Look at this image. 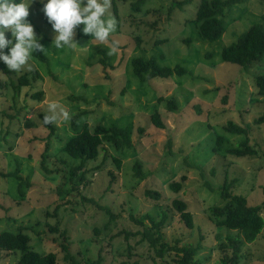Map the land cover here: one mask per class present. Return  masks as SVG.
Wrapping results in <instances>:
<instances>
[{
	"label": "rangeland",
	"instance_id": "rangeland-1",
	"mask_svg": "<svg viewBox=\"0 0 264 264\" xmlns=\"http://www.w3.org/2000/svg\"><path fill=\"white\" fill-rule=\"evenodd\" d=\"M199 2L147 0L141 12L132 13L130 1L111 0L109 11L117 19V29L108 41L90 40L78 27V47L47 49L48 63L34 58L31 70L37 69L42 78L19 90L12 82L31 70L11 73L0 67V173L17 170V176L0 175V233L22 230L32 249L54 252L58 264H69L60 233H65L70 253L82 264L95 260L100 250V264H172L175 252L160 259L141 239L142 228L130 220L131 214H150L158 220L165 210L170 219L162 229L164 241L196 246L201 232L196 258L200 264H220L223 252L230 251L222 246L226 236H241V231L218 227L209 219L207 209L223 201L220 188L226 176L228 182L234 180L233 194L243 195L249 206L262 205L264 219V123H254L264 111L255 86V76L264 73V56L248 69L220 58L221 49L249 27H264V0H243L224 11L225 29L216 41L198 37L194 19ZM41 9L35 0L29 21L42 37L41 44L50 48L53 33ZM135 36L140 37L139 44ZM113 42L115 51L110 55ZM102 48L113 68L99 63ZM135 57H154L162 66L181 65L188 72L150 80L145 75L140 80L132 74ZM39 91L44 93L42 100L32 99ZM171 95L182 105L179 113L158 104L160 96ZM50 100L61 102L72 118L80 113L77 130L71 118L55 125V133L47 139L48 129L33 115L41 119L39 113L46 112ZM154 106L164 129L150 121ZM228 121L248 126L254 155L226 153L246 138L226 132ZM84 123L90 128L97 123L130 125L133 148L123 153L109 146L100 149L98 157L85 164L90 183L70 190L71 183L63 182L64 173L79 161L63 147ZM139 127L145 128L143 135ZM217 136L223 137L218 145ZM113 156L121 159L120 168ZM136 163L142 179L135 174ZM171 182H181V189L173 191ZM59 187L69 192L60 194ZM146 189L159 191L161 197H145ZM175 198L186 203L194 220L192 229L172 208ZM144 222L150 225L147 218ZM20 256L19 252L0 254V264H16ZM240 264H264V228L255 241L243 243Z\"/></svg>",
	"mask_w": 264,
	"mask_h": 264
},
{
	"label": "trees",
	"instance_id": "trees-1",
	"mask_svg": "<svg viewBox=\"0 0 264 264\" xmlns=\"http://www.w3.org/2000/svg\"><path fill=\"white\" fill-rule=\"evenodd\" d=\"M123 2L130 1V10L132 13H139L142 10V6L147 0H122ZM243 0H200L196 11L197 22L196 27L198 29V37L200 39H206L209 41H216L219 39L225 29L223 21L224 11H229L234 5L242 2ZM113 11L116 14V7L113 5ZM30 20V17H28ZM10 37V35H9ZM135 41L139 44L141 39L138 36L134 37ZM186 41H190L189 39ZM7 52V49L4 50ZM101 54L99 57V63L104 67H112L109 63L107 51L105 48L99 49ZM34 58L37 60L48 63L49 58L45 53H34ZM264 56V27L261 24H254L247 30L242 32L237 40L228 46L221 49L220 58L222 61L237 64L244 69H248L253 63L260 61ZM132 74L144 80L146 75L147 79L153 78H169L172 75H184L188 70L181 66L176 65L174 67L162 66L157 60L152 57L150 59H144L142 57H135L131 60ZM0 67L9 72L6 66L0 62ZM42 76L37 69H33L30 72L22 73L16 83L12 82V85L17 89H21L23 86H29L32 82L41 79ZM255 86L258 89V93L262 96V103L264 105V73L255 76ZM43 91H39L31 95L34 100L41 101ZM158 104H164L167 111L172 113H179L182 109L180 101L175 96H160ZM196 109L199 111V107L196 105ZM43 113H39V117L42 119ZM81 117L80 113L74 115L72 118L73 127L75 130L78 128L77 120ZM150 121L154 127L158 129H164L165 124L161 118V114L154 106V111L150 115ZM255 124L264 123V111L262 115L254 121ZM48 129L47 139L55 133V125L45 126ZM145 128L139 127L138 133L144 134ZM224 130L228 133L235 135H244L246 138L242 140L239 146L227 148L226 153L234 156L254 155L256 150L249 146L248 142V126L243 127L235 122L228 121ZM132 128L130 125L121 126L117 123L105 125L97 123L93 128H90L87 123H84L80 130L72 135V137L65 143L63 151H65L70 157L78 160V164L69 168L67 173H64V181L67 180L71 183L70 190H78L79 186H87L90 182L86 177V162L95 160L99 155L100 149H105V146H109L116 152L123 153L127 149L133 148L131 141ZM46 139V140H47ZM223 137L217 136L216 145L220 144ZM48 141V140H47ZM216 151V150H215ZM113 162L120 168L121 159L113 156ZM138 163L134 165L135 174L138 179L144 178ZM43 168L46 172H50ZM16 171L3 173L0 175L3 177L17 176ZM233 181H229L227 176L221 186L220 198L223 200L217 205L210 206L207 211L209 212V219L214 221L216 226L225 227L232 230L241 231V236H226V242L223 243L224 250L230 251L223 252L220 257V264H240L241 248L243 243L253 242L257 239L258 235L264 228V219L261 216L262 205L249 206L247 200L243 195H236L231 192V188L234 185ZM63 184V183H62ZM173 191L177 192L181 189V182H171L168 185ZM21 193L20 197H23L21 187H19ZM60 194L69 192L68 189L59 187ZM264 191V187H263ZM144 196L158 200L161 197V193L156 190L146 189ZM92 202V201H91ZM172 208L179 212L180 219L183 221L187 228L192 229L194 227V220L192 214L187 211V205L180 199L172 200ZM104 210L110 214L109 210ZM112 218L113 215L111 214ZM148 219L150 225H146L144 220ZM170 219L168 212L162 210L158 220L150 214L145 216L130 215V220L136 225H139L142 230L139 231L141 239L146 241L152 248L155 249V254L164 259L170 252H175L172 258V264H200V261L196 258L197 251L200 248L203 235L200 232L199 241L196 246L194 245H178L177 242L173 245L164 241L162 229L167 224V220ZM109 223H106L105 227H108ZM56 230V228H54ZM121 233V232H120ZM127 233V232H125ZM63 241L60 243L65 251L64 258L68 260L69 264H82L76 257L70 253L68 243L65 242V233H60ZM29 237L23 233L22 230L17 232L2 231L0 233V254H8L12 252H19L20 258L16 264H58V257L54 252L40 253L32 249L29 245ZM98 253L95 260H87L85 264H100L102 256ZM167 264V263H165Z\"/></svg>",
	"mask_w": 264,
	"mask_h": 264
},
{
	"label": "clouds",
	"instance_id": "clouds-1",
	"mask_svg": "<svg viewBox=\"0 0 264 264\" xmlns=\"http://www.w3.org/2000/svg\"><path fill=\"white\" fill-rule=\"evenodd\" d=\"M35 0H0V62L11 73L32 69L34 53H44L47 49L78 47L75 41L76 29L80 26L90 40L105 42L117 29V19L109 11L111 0H39L42 13L53 33L51 47L41 44V36L28 20L30 7ZM10 32V37L6 33ZM7 49V52L4 50ZM115 51V42L109 49ZM3 73V72H0ZM42 119L36 115V122L44 126L57 125L71 120L72 113L61 102L50 100Z\"/></svg>",
	"mask_w": 264,
	"mask_h": 264
}]
</instances>
